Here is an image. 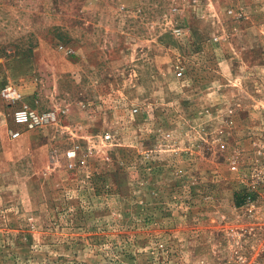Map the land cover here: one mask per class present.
<instances>
[{
	"label": "rangeland",
	"instance_id": "obj_1",
	"mask_svg": "<svg viewBox=\"0 0 264 264\" xmlns=\"http://www.w3.org/2000/svg\"><path fill=\"white\" fill-rule=\"evenodd\" d=\"M4 87L0 264H264V0H0Z\"/></svg>",
	"mask_w": 264,
	"mask_h": 264
},
{
	"label": "built area",
	"instance_id": "obj_2",
	"mask_svg": "<svg viewBox=\"0 0 264 264\" xmlns=\"http://www.w3.org/2000/svg\"><path fill=\"white\" fill-rule=\"evenodd\" d=\"M175 34H179L181 31L180 29L175 28L174 30ZM177 76H181L182 74V67L177 66L176 70ZM0 95L6 99L7 101H16L19 98V93L12 88V87H4L0 91ZM137 112V108L134 107L131 109V114ZM59 111L56 109L46 110V111H36L34 109H31L27 105H21L16 107L12 112V121L14 124L21 126L22 129L26 130H33L42 126H45L47 124L56 123L57 116ZM21 128H15L11 130L10 135L12 138H17L21 134ZM110 134L106 133L104 135V139H109ZM76 147H73L71 150L68 151V156H73L75 154ZM261 151H258V154ZM231 170H238V161L234 160L232 161Z\"/></svg>",
	"mask_w": 264,
	"mask_h": 264
}]
</instances>
